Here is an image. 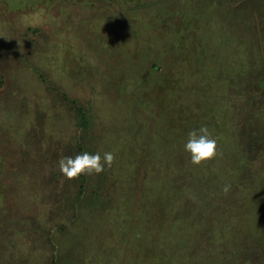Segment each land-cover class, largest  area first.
Wrapping results in <instances>:
<instances>
[{
  "label": "rangeland",
  "instance_id": "obj_1",
  "mask_svg": "<svg viewBox=\"0 0 264 264\" xmlns=\"http://www.w3.org/2000/svg\"><path fill=\"white\" fill-rule=\"evenodd\" d=\"M0 264H264V0H0Z\"/></svg>",
  "mask_w": 264,
  "mask_h": 264
},
{
  "label": "clouds",
  "instance_id": "obj_2",
  "mask_svg": "<svg viewBox=\"0 0 264 264\" xmlns=\"http://www.w3.org/2000/svg\"><path fill=\"white\" fill-rule=\"evenodd\" d=\"M19 43V42H18ZM21 44V52H22ZM184 150L190 153L191 163L201 165L213 160L218 155L217 141L213 138L212 133L206 125L199 129L191 130L188 133L187 142ZM115 161V155L111 152H105L101 155L99 152L89 154H77L74 158L62 156L58 161L60 172L69 180L78 179L80 175H93L101 173L105 166L111 167ZM231 189L230 184L222 188L224 195H227Z\"/></svg>",
  "mask_w": 264,
  "mask_h": 264
},
{
  "label": "trees",
  "instance_id": "obj_3",
  "mask_svg": "<svg viewBox=\"0 0 264 264\" xmlns=\"http://www.w3.org/2000/svg\"><path fill=\"white\" fill-rule=\"evenodd\" d=\"M183 20H185V19H183ZM186 21V20H185ZM186 23H187V26H185L184 27V30H186L187 31V33L189 34V30H190V24L186 21ZM165 29V28H164ZM36 29H34V31H35ZM167 36H168V39H171V40H169L170 41V43H172V33H171V31L169 32V33H167ZM174 45V44H173ZM172 44L171 45H167V47L165 48V50L166 49H169V51L167 52V54L169 55V57L173 60V59H175V58H177V56H176V51L179 49V47L176 45L175 47L173 46ZM186 50H187V48H185ZM159 64H155L154 65V67L155 68H159ZM184 67V66H183ZM43 78V77H42ZM262 78L259 80V83L261 84V82H262ZM164 84H165V87H167L166 86V84H168V82L167 81H165L164 82ZM171 84V83H170ZM260 84H258V82H254V85H256V86H261ZM161 85V84H160ZM163 86V85H162ZM258 89H260V88H258ZM258 89L256 88L255 90L258 92ZM165 91V90H164ZM77 109V113H78V115H79V119H78V121H76L77 122V126H79V127H82V126H85V122L87 121V119H86V115H85V113H84V111L80 108V107H77L76 108ZM20 148V147H19ZM78 148H80V145H79V143H78ZM21 149V148H20ZM82 176H83V178H86L87 176H85L84 174H82V175H80L79 177L80 178H82ZM84 180V179H83ZM82 180V181H83Z\"/></svg>",
  "mask_w": 264,
  "mask_h": 264
}]
</instances>
